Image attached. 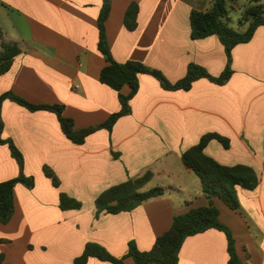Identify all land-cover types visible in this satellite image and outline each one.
<instances>
[{
    "label": "crops",
    "instance_id": "0c3cea01",
    "mask_svg": "<svg viewBox=\"0 0 264 264\" xmlns=\"http://www.w3.org/2000/svg\"><path fill=\"white\" fill-rule=\"evenodd\" d=\"M227 1L233 12L241 10L237 0ZM0 2V49L3 42L21 49L11 69L0 75V95L12 91L33 104L64 105V115L78 129L101 124L120 110L117 92L100 81L107 64L97 46L102 0ZM132 2L140 10L136 29L129 30L124 17ZM211 2L112 0L106 32L114 59L142 62L171 83L183 79L191 63L220 76L227 55L218 36H191L192 10L205 11ZM230 18L236 29L247 28L231 13ZM232 59L234 72L223 85L201 78L189 90L172 91L155 77L140 74L132 113L120 118L112 132L98 130L82 145L66 137L56 113L30 111L5 100L2 138L22 152L24 173L35 178V186L16 185L14 215L8 224L0 222L4 263L74 264L88 243L117 258L128 254L130 242L141 251L151 250L174 216L208 205L199 177L184 165L182 154L215 133L227 138L230 147L213 139L205 148L208 156L227 166H250L259 175L255 190L237 187L239 210L218 197L213 201L236 239L243 264H264V26L250 42L233 49ZM129 91V85L122 89L124 94ZM45 166L59 177V188L45 175ZM147 171L153 177L145 189L161 186L164 195L131 211L98 214L100 194ZM18 175L9 146L0 144V182ZM62 192L82 208L63 210ZM97 260L91 257L87 264H99ZM228 261L226 234L210 229L185 240L178 264ZM125 262L136 264L131 257Z\"/></svg>",
    "mask_w": 264,
    "mask_h": 264
},
{
    "label": "trees",
    "instance_id": "16d2710c",
    "mask_svg": "<svg viewBox=\"0 0 264 264\" xmlns=\"http://www.w3.org/2000/svg\"><path fill=\"white\" fill-rule=\"evenodd\" d=\"M260 2L261 0H251V4L243 11L239 24L241 26L248 24L243 31L232 26L230 13L233 8L229 6L227 0H212L210 7L205 11L192 10L190 16L192 38L201 39L212 35L218 36L226 50V67L220 76L214 77L204 67L191 63L186 76L176 83H171L162 72L150 68L142 62L130 60L121 63L114 59L106 32V22L111 13L112 0H102V7L98 16L99 39L97 46L107 64L101 71L100 81L117 92L121 108L101 124L78 129L74 119L64 115V105L33 104L12 91L0 95V144L9 146L11 155L19 166L17 177L0 182V222L8 224L14 215V189L16 185L21 183L30 189L35 186V178L24 173L22 152L12 140L2 138L4 129L2 105L5 100L9 99L16 102L30 111L44 110L56 113L66 137L74 144L82 145L90 135L98 130L106 129L112 132L114 125L120 118L132 113L130 102L139 91L140 74H149L155 77L164 89L172 91L189 90L193 83L201 78H208L220 85L227 83L234 72L232 68L233 49L241 43L250 42L257 28L264 26V6ZM139 10L137 2H132L128 6L124 23L129 30L136 29ZM2 33L0 28V37H2ZM20 53L21 49L17 44L2 43L0 75L6 74L11 69L16 56ZM125 85L130 86V91L127 94L122 93ZM213 139L218 140L225 148L230 147L227 138L219 134L209 133L204 135L198 144L190 147L182 154L184 165L199 177L203 192L209 200L208 205L193 208L187 213L174 216L171 227L157 237L149 251H141L135 242H130L128 254L122 258H117L112 256L103 246L88 243L83 254L75 259L74 264H87L91 257L107 262V264H126L125 259L128 257L133 258L136 264H178L179 254L185 240L210 229H217L226 234L229 253L228 264H243L236 249V239L231 229L221 222L220 211L215 206L213 199L218 197L231 209L239 210L240 201L237 187L255 190L260 183V178L250 166L241 164L227 166L208 156L205 148ZM44 173L51 179L56 188L60 187V179L52 168L45 166ZM152 177L153 173L147 171L140 177L131 178L105 190L95 202L98 214L104 211L107 213L131 211L146 201L164 195L166 188L161 186L145 189ZM82 205L80 201L68 194L60 193V207L63 210L81 209ZM0 264H6L3 256L0 257Z\"/></svg>",
    "mask_w": 264,
    "mask_h": 264
},
{
    "label": "rangeland",
    "instance_id": "374dc122",
    "mask_svg": "<svg viewBox=\"0 0 264 264\" xmlns=\"http://www.w3.org/2000/svg\"><path fill=\"white\" fill-rule=\"evenodd\" d=\"M235 3H237L240 7H241V10L240 11H235V12H231L232 14V18L233 20L238 23V21L240 20V16L242 15L243 11L245 10V8H247L250 4H251V0H237L235 1ZM263 6H264V0H261L260 2ZM3 4L0 2V8ZM239 26H241L239 23H238ZM97 262L99 264H104V262H101L99 260H97Z\"/></svg>",
    "mask_w": 264,
    "mask_h": 264
}]
</instances>
